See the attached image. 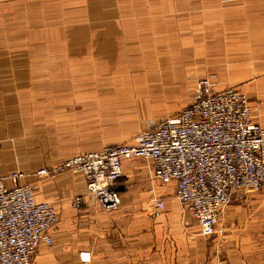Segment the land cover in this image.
<instances>
[{"label": "crops", "instance_id": "1", "mask_svg": "<svg viewBox=\"0 0 264 264\" xmlns=\"http://www.w3.org/2000/svg\"><path fill=\"white\" fill-rule=\"evenodd\" d=\"M202 77L216 91L239 89L253 107L261 101L255 117L264 127V0H0V175L27 172L37 200L54 203L59 215L54 246L43 245L33 264H264V222L234 225L239 212L229 207L219 232L203 236L197 224L180 222L175 184L150 191L144 160L124 161L114 211L79 173L36 174L133 142L153 119L189 106ZM118 100L122 118L148 123L121 133L135 135L130 141L101 147L100 133L85 141L83 120L100 117L95 104L116 113ZM138 191L144 207L127 200ZM76 194L85 199L79 209ZM154 195L166 199L159 218Z\"/></svg>", "mask_w": 264, "mask_h": 264}, {"label": "built area", "instance_id": "2", "mask_svg": "<svg viewBox=\"0 0 264 264\" xmlns=\"http://www.w3.org/2000/svg\"><path fill=\"white\" fill-rule=\"evenodd\" d=\"M150 165L154 184H175L176 197L203 236L218 233L222 213L240 190L264 194V127L255 120L249 98L237 88L216 91L210 78L196 83L195 100L173 116L155 121L133 142L113 144L67 158L39 177L62 170L81 174L86 190L107 211L121 205L119 181L125 160ZM28 173L14 169L0 175V264H33L43 245L54 246L51 230L59 215L54 203L39 201ZM83 194L72 205L81 208ZM152 215L166 210V199L151 198ZM89 262V252H81Z\"/></svg>", "mask_w": 264, "mask_h": 264}, {"label": "rangeland", "instance_id": "3", "mask_svg": "<svg viewBox=\"0 0 264 264\" xmlns=\"http://www.w3.org/2000/svg\"><path fill=\"white\" fill-rule=\"evenodd\" d=\"M190 93L191 94L193 93V88H190ZM259 103H260L259 105H255L253 107L255 110V116L259 113L257 106L261 105V101ZM161 105L162 104L160 103L153 104V106H161ZM95 106L99 107L100 117L98 115H95L94 117L86 116V119L83 120V132H84L85 141H91L92 138L93 140L94 139L96 140L98 138L97 134L100 133V139H101L100 146L101 147L106 144H110V143L128 141L131 137H132L131 139H133L135 135H124L121 133L126 132V130H131L132 128L136 126H140L145 123H148L149 121L147 119H142V118H139V119L122 118L121 115L123 114V112H122V109H120V107H122L123 104H122V101L120 100H118L116 104V113H114L113 110L111 109L113 105L108 104L105 101L100 102V104H95ZM132 106L133 108H139L140 104L133 103ZM88 114L89 113H87L86 115ZM95 114H98V113H95ZM89 115H91V113ZM114 115H116V117H114ZM158 119H161V118L153 119L154 121H152V123L155 121H158ZM255 120H256V117H255ZM135 161L144 162L145 160L143 161L142 159H139ZM71 173L78 174L75 172H71ZM136 189L138 190L139 188H136ZM135 195H138L139 197L134 198L133 197L134 195H133L129 199H127L131 205H135L136 203H139L143 207L147 205L146 199H143L140 197L141 194L139 191ZM229 207L230 209L232 208V209L237 210L236 212H239V214H237L239 220L235 217L234 222H233L234 225L238 224V222L243 223V224L264 222V214H262L264 213V194L260 190L248 189V190L238 191L237 194L234 196V198L229 203V205H227L225 210ZM223 213L221 215L219 224L225 222L224 220L225 214ZM180 222L185 224L186 226H192V225L196 226V223L188 216L187 213H185L183 208H180Z\"/></svg>", "mask_w": 264, "mask_h": 264}]
</instances>
